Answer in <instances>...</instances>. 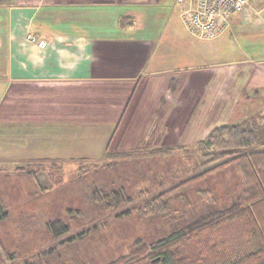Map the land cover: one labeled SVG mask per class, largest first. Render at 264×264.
<instances>
[{
  "label": "crops",
  "instance_id": "obj_1",
  "mask_svg": "<svg viewBox=\"0 0 264 264\" xmlns=\"http://www.w3.org/2000/svg\"><path fill=\"white\" fill-rule=\"evenodd\" d=\"M137 1L0 0L3 136L18 138L30 128L35 151L45 139L67 154L85 145L84 153L96 145L102 154L109 140L115 149L144 139L145 147L193 135L199 140L261 105L264 59L243 54L214 61L213 52L206 55L209 46L217 52L230 38L254 33L263 42L264 0H253L210 45H194L198 51L179 66L177 48L191 43L171 27L145 31L142 13L131 8ZM188 128L196 131L187 134Z\"/></svg>",
  "mask_w": 264,
  "mask_h": 264
},
{
  "label": "trees",
  "instance_id": "obj_2",
  "mask_svg": "<svg viewBox=\"0 0 264 264\" xmlns=\"http://www.w3.org/2000/svg\"><path fill=\"white\" fill-rule=\"evenodd\" d=\"M260 91L263 92L259 90L258 98H261ZM251 108L240 121L216 126L197 140L200 159L194 158L188 165L180 163L181 155L172 154L174 146L171 145L146 149L164 157L129 159L138 152L112 151L110 140L102 153L103 161L72 159L83 163L77 167L73 180L82 182V186L85 184L88 189L83 186V190L95 209L116 210L114 217L130 215L142 222L154 221L158 230L157 237L152 239L137 235L125 253L102 264H189L180 257L177 247L227 222L241 219L247 221L249 232L257 239L259 247L234 260H220L218 264H264V98L258 108L257 104ZM123 159L126 161L120 163ZM34 161L38 164L35 169L20 166L16 173L31 177L40 191L46 188L38 185L40 172L46 173L51 187L61 183L56 173L62 175L65 160L46 157ZM46 163L45 168L42 164ZM187 166L192 172H185ZM177 170L181 173L176 174ZM90 171L93 178L87 180L84 175ZM231 172L239 173L241 181L228 187L223 179ZM146 177L152 181L150 185L131 191L133 184H140ZM222 187L226 188V193L220 192ZM135 196L144 198L133 203ZM64 211L63 215L44 223L51 238L59 239L57 243L13 264H68L52 260L60 259L57 246L72 245L95 232L97 216L85 218L80 207H67ZM8 217L9 210L0 198V224ZM80 218L90 223L74 232L72 221ZM0 247L7 257L14 259V252L5 250L1 243ZM76 264L89 263L78 261Z\"/></svg>",
  "mask_w": 264,
  "mask_h": 264
},
{
  "label": "rangeland",
  "instance_id": "obj_3",
  "mask_svg": "<svg viewBox=\"0 0 264 264\" xmlns=\"http://www.w3.org/2000/svg\"><path fill=\"white\" fill-rule=\"evenodd\" d=\"M251 2L254 1L252 0ZM131 8H135L142 13L145 31H152L151 34H153L157 29L164 28L165 33L171 27L175 29V34L178 38L181 37L185 39L183 41L191 43V48L186 47L185 44L177 48L179 49L180 60L174 58V61H177L178 66L180 62L183 64L187 61V56L189 59L191 58L192 53L195 52L194 50H197L194 45L197 44L205 48L208 45L207 43L211 44V41L207 42L209 40L197 39L187 32L179 17L180 3L177 0H138ZM250 35L252 36L247 37V39L242 37L230 38L231 40L218 43L221 49L217 52H215L213 45L209 46L208 53L206 52L207 55H205L210 57V53L213 52L214 61H229L231 58L239 57L243 54L252 58L264 59V41H255L256 35L254 33ZM201 52L204 54L203 51ZM91 109L93 110V108ZM25 124L24 122L22 123V125ZM28 125H31V123L29 122ZM76 128L81 131L85 130L89 134L92 133L89 131L91 129L87 127L75 126ZM0 130V198L9 210V217L0 224V243L5 250L15 254L14 259H10L2 252L0 247V264L17 263L36 251L57 243L59 239L51 238L44 228V223L47 219L56 215H63L67 207H80L85 218L97 216L95 220L97 229L72 245L57 246L56 249L59 251L60 259H58L59 257L53 258L52 260H55V263H57L56 260H63L68 264H76L78 261H84L89 264H102L125 253L128 245L137 235L147 239L157 237L158 230H156L154 221L142 222L130 215L122 218L114 217L116 210L106 209V211H101L97 208L95 209L90 199L86 196V192H84L83 186L85 184L82 186V182L79 183L73 180L77 167L82 166L83 163L68 160L70 158L67 157L88 158L99 162L102 159V154L98 152L96 145L90 147L93 148L94 152L84 153L83 151L87 150L85 145L84 147L80 146V148L77 146L75 150L67 154L61 150V145L55 144L57 142H54V144L47 142L46 145V140L43 139L38 141V151H35L31 147L33 138L30 136L32 134L30 128L29 130L28 128H23L22 136L18 138L3 136L4 130L1 125ZM194 130L196 131V129L191 130L188 128L187 134L194 133ZM172 131L173 129L169 128V132ZM198 138L193 135V137H185V141L182 143L175 142L167 145L174 146L171 151L172 154L181 155L183 161H180V163L188 165L194 158L200 159V153L196 148ZM142 142L132 148L115 149L113 145L109 149L112 150L114 148L112 151L135 150V152H138V154H131L128 157L129 159L164 157L163 155L151 154L146 151L147 148L153 146L145 147ZM160 143L158 146L161 145ZM53 156L67 159L62 163V175L59 172L56 173V175L61 177L59 185L51 187V181H49L46 173L40 172L38 185L46 187L43 191H40L31 177L16 173L17 167L24 166L28 169H35L38 166L36 161H34L35 159ZM123 161L126 160L123 159L119 162ZM47 164L42 165L45 167ZM227 169H230V167ZM232 169L234 170V168ZM179 171L177 170L175 173H181ZM185 172L192 171L187 166ZM91 173V171L86 173L84 177H87V180L92 179ZM223 181H227V186L229 187L230 185H237L241 180L239 173L237 175L234 173L233 175L231 172L229 176H225ZM151 183L152 181H149L146 177L140 184H133L130 189L131 191H137ZM220 192L226 193L227 190L222 187ZM143 198L135 196L133 203L142 201ZM89 223L90 221L84 222V218L73 220L74 232L84 229ZM158 229L160 230V227ZM258 247L257 239L249 232L247 221L241 219L227 222L217 229L197 236L176 249L180 257L186 259L185 261L189 264H218L220 260H234L238 256L255 251Z\"/></svg>",
  "mask_w": 264,
  "mask_h": 264
},
{
  "label": "built area",
  "instance_id": "obj_4",
  "mask_svg": "<svg viewBox=\"0 0 264 264\" xmlns=\"http://www.w3.org/2000/svg\"><path fill=\"white\" fill-rule=\"evenodd\" d=\"M179 17L187 32L200 40H212L230 28L232 18L245 13L252 0H177ZM28 39L34 40L31 35Z\"/></svg>",
  "mask_w": 264,
  "mask_h": 264
}]
</instances>
